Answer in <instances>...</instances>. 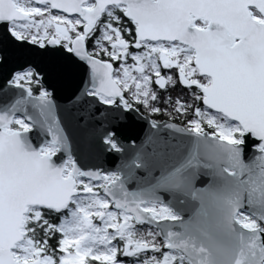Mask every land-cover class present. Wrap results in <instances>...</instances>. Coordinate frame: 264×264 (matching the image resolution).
<instances>
[{"label":"snow or ice","instance_id":"obj_1","mask_svg":"<svg viewBox=\"0 0 264 264\" xmlns=\"http://www.w3.org/2000/svg\"><path fill=\"white\" fill-rule=\"evenodd\" d=\"M0 264H264V0H0Z\"/></svg>","mask_w":264,"mask_h":264},{"label":"water","instance_id":"obj_2","mask_svg":"<svg viewBox=\"0 0 264 264\" xmlns=\"http://www.w3.org/2000/svg\"><path fill=\"white\" fill-rule=\"evenodd\" d=\"M60 102H63V95L60 97ZM147 130V124H144L142 127L137 126L129 129L127 135L136 137L137 139L135 141L130 139L128 140V143L131 144L133 142H138L139 137L143 136ZM74 142L77 157L81 159L82 163L93 164L98 162L96 159L97 149L95 141L93 139H89L87 133L76 131L74 133ZM103 158L107 160L108 166L111 168H115L116 164L119 162V158L113 154H107Z\"/></svg>","mask_w":264,"mask_h":264},{"label":"trees","instance_id":"obj_3","mask_svg":"<svg viewBox=\"0 0 264 264\" xmlns=\"http://www.w3.org/2000/svg\"><path fill=\"white\" fill-rule=\"evenodd\" d=\"M177 91H180V89L178 88ZM161 119H164V117H160Z\"/></svg>","mask_w":264,"mask_h":264}]
</instances>
